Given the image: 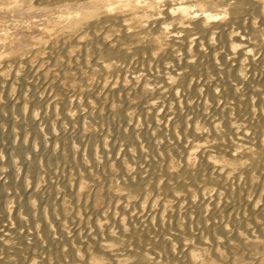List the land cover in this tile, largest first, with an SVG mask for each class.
<instances>
[{
	"label": "bare ground",
	"instance_id": "bare-ground-1",
	"mask_svg": "<svg viewBox=\"0 0 264 264\" xmlns=\"http://www.w3.org/2000/svg\"><path fill=\"white\" fill-rule=\"evenodd\" d=\"M0 264H264V0H0Z\"/></svg>",
	"mask_w": 264,
	"mask_h": 264
},
{
	"label": "rangeland",
	"instance_id": "rangeland-1",
	"mask_svg": "<svg viewBox=\"0 0 264 264\" xmlns=\"http://www.w3.org/2000/svg\"><path fill=\"white\" fill-rule=\"evenodd\" d=\"M175 56H178V53H175ZM50 65L53 67L51 70H54V69L56 68V66H57V64L54 63L53 61L50 62ZM18 74L21 75L22 73H21V72H18ZM242 74H243V76H244L245 78H249V70H248V67L245 66V65L242 67ZM199 77L204 78L208 85H210V84L212 83V82H211L212 80H211L210 76L207 75V74H206V75L203 74V75H201V76H199ZM195 78H196V76H190V75H189V76H187V77H186V76H185V77H182L181 80L184 82L186 88H187V89H190V87H191V85H192V82L194 81ZM197 98H198L199 101L201 102L202 99H203V95H198ZM242 98H243V95L240 94V95H239V99H242ZM188 102H191V100L189 99ZM224 107H226V108L229 109L228 114L231 113V106H230L229 103H225ZM77 112H78V110H77ZM204 112L208 115L209 109H205ZM199 124H200V123H199ZM232 126H240V122L237 123V124H234V125L232 124ZM217 140L220 141V138H218ZM119 145H120V150H126V152H129L130 154H133V149H132V147L129 145L127 139H123V140H121L120 143H119ZM230 193H231V195H234V196H235V195H236V196L238 195V197H239V196H243V195H245V194H246L247 196H251V195L254 194V193L251 192V191H248V192H247L246 190H235V189L232 188V187H230ZM218 198L220 199L219 202H222V200H223V196H220V195H219ZM190 200H191L190 203L187 204L186 206H184V204H183L182 202H180V204L177 206V209L179 210V212L184 211V209L187 210V211H191V210H193V209L196 207V197H195V194H193V193L191 194V199H190ZM241 207H242V206H240V209H239V210H240V211H243V208H241ZM199 212H200L202 215H206V213H207L205 207H200Z\"/></svg>",
	"mask_w": 264,
	"mask_h": 264
}]
</instances>
